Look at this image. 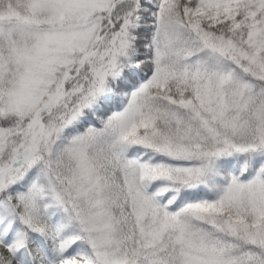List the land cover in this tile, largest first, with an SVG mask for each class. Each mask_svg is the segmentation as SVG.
Returning <instances> with one entry per match:
<instances>
[{"label": "snow or ice", "instance_id": "obj_1", "mask_svg": "<svg viewBox=\"0 0 264 264\" xmlns=\"http://www.w3.org/2000/svg\"><path fill=\"white\" fill-rule=\"evenodd\" d=\"M0 264H264V0H0Z\"/></svg>", "mask_w": 264, "mask_h": 264}]
</instances>
